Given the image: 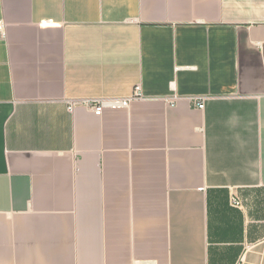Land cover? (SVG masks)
Returning <instances> with one entry per match:
<instances>
[{"label":"crops","instance_id":"1","mask_svg":"<svg viewBox=\"0 0 264 264\" xmlns=\"http://www.w3.org/2000/svg\"><path fill=\"white\" fill-rule=\"evenodd\" d=\"M1 22L0 264H264V0H0Z\"/></svg>","mask_w":264,"mask_h":264},{"label":"built area","instance_id":"2","mask_svg":"<svg viewBox=\"0 0 264 264\" xmlns=\"http://www.w3.org/2000/svg\"><path fill=\"white\" fill-rule=\"evenodd\" d=\"M0 29L5 35L6 26L5 23H0ZM142 96V87L136 86L133 94L126 97H93V98H78V99H69L67 100L68 109L72 112L77 106H83L93 111L97 115H102L106 109H119V108H128L133 100ZM206 97H195L192 98L193 103L196 107L204 109L206 105ZM177 100V96H174L170 99V104L174 105ZM231 203L233 206L241 207L242 202L237 195H232Z\"/></svg>","mask_w":264,"mask_h":264}]
</instances>
